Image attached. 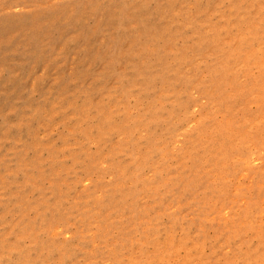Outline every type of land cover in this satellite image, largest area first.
Returning <instances> with one entry per match:
<instances>
[{
	"label": "rangeland",
	"instance_id": "374dc122",
	"mask_svg": "<svg viewBox=\"0 0 264 264\" xmlns=\"http://www.w3.org/2000/svg\"><path fill=\"white\" fill-rule=\"evenodd\" d=\"M0 18V264H264V0Z\"/></svg>",
	"mask_w": 264,
	"mask_h": 264
},
{
	"label": "bare ground",
	"instance_id": "6f19581e",
	"mask_svg": "<svg viewBox=\"0 0 264 264\" xmlns=\"http://www.w3.org/2000/svg\"><path fill=\"white\" fill-rule=\"evenodd\" d=\"M60 13H61V12H60ZM58 14H59V13H58ZM55 15H56V14H55ZM3 18H5V16H4ZM10 18H11V17H10ZM14 18H15V17H14ZM14 18H13V19H14ZM21 18H22V17H21ZM21 18H20V19H21ZM54 18H55V17H54ZM0 19H1V18H0ZM7 19H8V18H7ZM7 19H6V20H7ZM11 19H12V18H11ZM63 19H64V18H63ZM14 20H15V19H14ZM49 20H50V19H49ZM64 20H65V19H64ZM16 21H19V19L16 20ZM21 21H22V20H21ZM24 21H25V20H24ZM62 21H63V20H62ZM9 22H10V19H9ZM28 22H30V21L28 20ZM64 22H65V21H64ZM26 23H27V21H26ZM60 23H62V22H60ZM26 25H28V24H26ZM0 27H2V25H0ZM8 28H9V27H8ZM22 28H23V27H22ZM22 28H21V29H22ZM4 29H5V28H4ZM1 30H3V29H1ZM1 30H0V31H1ZM17 31H19V30H17ZM1 32H2V31H1ZM13 32H15V31H13ZM27 32H28V31H27ZM17 33H18V32H17ZM11 34H12V33H11ZM13 34H14V33H13ZM15 34H16V33H15ZM12 37H13V36H12ZM6 45H8V44H6ZM6 45H5V46H6Z\"/></svg>",
	"mask_w": 264,
	"mask_h": 264
}]
</instances>
